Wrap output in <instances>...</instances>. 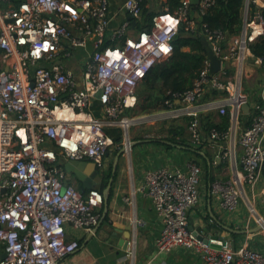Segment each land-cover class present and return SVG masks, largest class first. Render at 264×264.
I'll return each instance as SVG.
<instances>
[{"label":"built area","instance_id":"2783aa9c","mask_svg":"<svg viewBox=\"0 0 264 264\" xmlns=\"http://www.w3.org/2000/svg\"><path fill=\"white\" fill-rule=\"evenodd\" d=\"M215 3L178 0L171 8L168 0H0V254L5 253L0 264H62L80 246L68 236L67 223L96 233L103 219V193L93 187L81 190L67 179L60 155L101 166L113 146L110 128L127 136L130 127L149 116L166 114L192 116L188 130L196 146L202 140V111L236 116L244 101L242 66L250 56L264 65V56H254L250 47L264 37V0H243V24L235 34L201 20ZM145 11L151 13L149 20ZM114 19L119 22L112 27ZM181 28L207 40L222 61L220 70L212 72L206 56L192 86L167 98V108L137 113L138 86L172 54ZM86 47L78 56L77 49ZM74 59L81 61L79 71L70 64ZM226 63L240 70L237 78L222 76ZM207 91L215 94L205 100ZM93 102H99V112ZM210 135L227 140V159L237 146L242 149L241 168L210 184L219 206L233 212L244 189L254 190L264 166V85L250 124L231 144L230 127H213ZM202 176L195 161L185 168L146 170L144 190L162 223L154 256L182 247L205 264H264L261 250L248 244L234 247L230 240L210 235L204 242L190 228L188 213L200 200ZM251 207L264 229V217ZM134 256L129 249L126 257Z\"/></svg>","mask_w":264,"mask_h":264},{"label":"crops","instance_id":"0c3cea01","mask_svg":"<svg viewBox=\"0 0 264 264\" xmlns=\"http://www.w3.org/2000/svg\"><path fill=\"white\" fill-rule=\"evenodd\" d=\"M118 20H112V27ZM87 50L89 47L79 48L77 55L81 56ZM253 55L256 56L254 53ZM70 64L79 71L80 64L73 60ZM226 64L228 67L224 65L222 76L227 80L237 78L240 70L233 63ZM242 69L240 89L244 101L236 116L229 111L225 114L219 113L217 109L202 111L199 114L202 128L199 145L195 146L190 141L188 123L191 115L149 116L148 120L137 124L149 121L147 130L143 131L144 127L139 129L137 126L129 137L130 141L126 139L127 149L122 138L116 141L106 154L103 165L98 166L103 175L102 181L92 185L103 193V219L93 235L66 224L68 236L77 238L80 246L64 258L62 264H157L160 261L165 264H205L193 250L182 247L154 256L155 238L160 233L162 223L144 190V174L146 170L160 165L185 168L189 161L198 162L203 170L200 200L189 210V226L205 235L226 238L234 247L248 244L264 252V229L257 227L256 214L251 207L252 205L257 214L264 217V166L254 190L244 189L240 204L233 212L223 210L210 191L212 180L227 179L232 172L241 168L242 153L241 147L237 146L229 159L223 157L227 140L211 137L210 129L230 127L231 144L236 134L250 124L253 104L260 99V90L264 85V65L255 63L254 57H248ZM213 94L215 92L207 91L203 99L207 100ZM175 104L181 103L176 101ZM93 106L99 112V102H93ZM109 131L113 137L122 133L118 127H112ZM122 147L124 151L113 170V164ZM87 171L85 173L90 174L92 169L91 172L89 169ZM110 177L112 180L108 187ZM70 180L79 189L84 188L77 178ZM107 187L105 204L104 193ZM129 249L134 250V258L126 257Z\"/></svg>","mask_w":264,"mask_h":264},{"label":"trees","instance_id":"16d2710c","mask_svg":"<svg viewBox=\"0 0 264 264\" xmlns=\"http://www.w3.org/2000/svg\"><path fill=\"white\" fill-rule=\"evenodd\" d=\"M14 1L18 3L20 0ZM168 3L171 8H174L178 0H168ZM242 3L243 0H216L210 10L201 17V20L207 22L212 28L222 29L228 34H235L243 24ZM144 17L149 20L151 13L145 11ZM173 44L172 54L164 61L155 64L140 83L145 85V92L160 85V92L163 96L161 99L160 97L156 98L160 102L172 97L174 92L190 88L206 59L202 38L187 33L183 28L179 30ZM250 47L256 56H264V37L258 38ZM137 96L139 105L138 91ZM219 129L225 130L227 127Z\"/></svg>","mask_w":264,"mask_h":264},{"label":"water","instance_id":"95a60500","mask_svg":"<svg viewBox=\"0 0 264 264\" xmlns=\"http://www.w3.org/2000/svg\"><path fill=\"white\" fill-rule=\"evenodd\" d=\"M192 1H193V3H197L198 0H192ZM133 23H135V21H133ZM202 42L204 44L206 56L208 57V59L210 61L211 71L212 72H218L220 70L221 64H222L221 59L214 54V52H213L211 46L209 45V43L207 42V40L202 38ZM225 66L228 67V64H225ZM123 151H124V148L122 147L121 150L118 152L116 160L113 164V170L115 169L117 160ZM58 163L64 167V169L66 171L67 179L70 180L73 177H75L78 179V181L82 182V184L84 186V188H82V190H85V188L89 189L92 187L93 184L100 183L102 181L103 175L99 171L98 165L92 161L67 159L66 157L60 155L58 158ZM88 169H89V171L92 169L93 173L91 171H90L91 173L89 172L90 174L85 173ZM112 174H113V171H112ZM111 180H112V178L110 177L108 187H110ZM108 187H107V189H105V193H104L105 204H107L106 197H107ZM257 227L260 229L262 227V225H257ZM190 228L194 230V232L197 234L199 239L203 240L204 242L210 241L209 235L199 233L197 230H195L193 228V226H190ZM4 256H5V253L0 254V258H3Z\"/></svg>","mask_w":264,"mask_h":264},{"label":"rangeland","instance_id":"374dc122","mask_svg":"<svg viewBox=\"0 0 264 264\" xmlns=\"http://www.w3.org/2000/svg\"><path fill=\"white\" fill-rule=\"evenodd\" d=\"M73 61H75L78 64H80V62H81L80 59H74ZM144 89H145L144 84H142V85L140 84L139 87L137 88L138 95H139V105L137 108V113L151 114L153 112H160V111H162V109L167 108V106L164 102H160L159 99H156L157 97H160V99H161L163 96V94L160 92V85L156 86L155 88H153L147 92H145ZM261 90H262V88H261ZM261 90H260V93H261ZM129 114H132V112L130 111ZM168 119H170V118H168ZM148 122L149 121H145L141 125H135V126L130 127L129 132L126 134L127 137H131L132 131L135 130L137 126L139 129L144 127L145 129L143 131H146L147 126L150 125V124H148ZM138 124H140V123H138ZM127 137L125 136L124 132L122 135H118L117 137H114L113 146L115 145L116 141L121 139V138L123 139L122 140L123 143H128V141L126 140ZM130 146H131V144H130ZM259 199H261V198H259Z\"/></svg>","mask_w":264,"mask_h":264},{"label":"bare ground","instance_id":"6f19581e","mask_svg":"<svg viewBox=\"0 0 264 264\" xmlns=\"http://www.w3.org/2000/svg\"><path fill=\"white\" fill-rule=\"evenodd\" d=\"M127 144H128V143H127ZM127 144L125 143V147H126V149L128 148V147H127Z\"/></svg>","mask_w":264,"mask_h":264}]
</instances>
